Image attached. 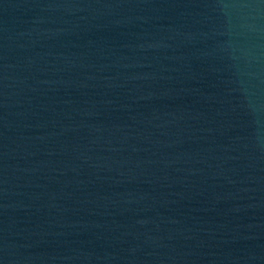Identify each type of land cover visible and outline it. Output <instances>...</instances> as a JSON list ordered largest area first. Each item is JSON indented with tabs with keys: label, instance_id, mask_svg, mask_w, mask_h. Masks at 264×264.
I'll use <instances>...</instances> for the list:
<instances>
[{
	"label": "water",
	"instance_id": "1",
	"mask_svg": "<svg viewBox=\"0 0 264 264\" xmlns=\"http://www.w3.org/2000/svg\"><path fill=\"white\" fill-rule=\"evenodd\" d=\"M0 98L264 262V0H0Z\"/></svg>",
	"mask_w": 264,
	"mask_h": 264
}]
</instances>
